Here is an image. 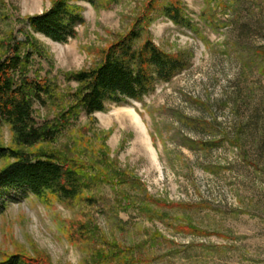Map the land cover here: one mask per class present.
<instances>
[{"label": "rangeland", "instance_id": "374dc122", "mask_svg": "<svg viewBox=\"0 0 264 264\" xmlns=\"http://www.w3.org/2000/svg\"><path fill=\"white\" fill-rule=\"evenodd\" d=\"M58 1L0 0V55L32 54L29 78L53 91L36 121L59 130L22 148L3 124L0 147L66 164L84 190L73 203L4 194L0 262L264 264V0H66L84 19L67 43L29 25ZM169 1L191 28L164 15ZM133 31L185 68L141 102L70 115L73 76Z\"/></svg>", "mask_w": 264, "mask_h": 264}, {"label": "trees", "instance_id": "16d2710c", "mask_svg": "<svg viewBox=\"0 0 264 264\" xmlns=\"http://www.w3.org/2000/svg\"><path fill=\"white\" fill-rule=\"evenodd\" d=\"M163 13L176 25L191 28L179 3L169 1ZM83 23V17L66 0L56 2L49 12L29 20L36 33L57 43L75 38L76 28ZM140 35L133 31L105 52L97 68L73 76L80 89L72 96L76 104L70 115L80 111L92 116L104 112L107 103L141 102L156 85L172 81L185 68L180 57L165 53L151 41L136 47ZM22 46L18 43L10 54L0 55V126L5 124L11 128L19 147L30 148L53 142L59 130L36 121L35 106L46 105L53 91L48 83L29 78L32 54L23 56ZM0 160L14 161L0 171V213L13 200L4 195L11 192L22 198L33 195L46 203L52 199L73 203L83 193L81 174L53 158H35L21 150L0 147ZM25 260L15 256L0 264H24Z\"/></svg>", "mask_w": 264, "mask_h": 264}, {"label": "bare ground", "instance_id": "6f19581e", "mask_svg": "<svg viewBox=\"0 0 264 264\" xmlns=\"http://www.w3.org/2000/svg\"><path fill=\"white\" fill-rule=\"evenodd\" d=\"M133 121H134L135 125L140 128L141 131L145 130L143 125H142V122H141V120H140V118L138 116L135 115L133 117Z\"/></svg>", "mask_w": 264, "mask_h": 264}]
</instances>
